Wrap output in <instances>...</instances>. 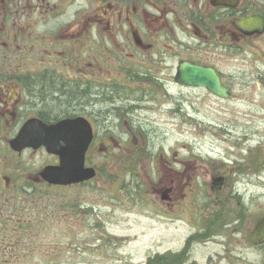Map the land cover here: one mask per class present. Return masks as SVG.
I'll return each instance as SVG.
<instances>
[{"label": "flooded vegetation", "instance_id": "af4514ba", "mask_svg": "<svg viewBox=\"0 0 264 264\" xmlns=\"http://www.w3.org/2000/svg\"><path fill=\"white\" fill-rule=\"evenodd\" d=\"M262 88L264 0H0V264L64 262L44 250L51 229L98 236L99 188L134 192L127 208L148 205L170 221L172 243L144 253L154 264H259L264 237H248L264 217L255 166L192 144L183 160L149 156L141 142L162 116L203 135L216 115L264 119ZM65 89L104 102L58 106ZM232 102L253 111H224ZM82 168L94 176L78 179Z\"/></svg>", "mask_w": 264, "mask_h": 264}, {"label": "rangeland", "instance_id": "374dc122", "mask_svg": "<svg viewBox=\"0 0 264 264\" xmlns=\"http://www.w3.org/2000/svg\"><path fill=\"white\" fill-rule=\"evenodd\" d=\"M262 91H264V88H262ZM212 106L218 108L217 105ZM205 108L208 112L216 111L211 109L207 103ZM223 109L224 111H233L232 109H234L245 113L253 111L252 106L237 102L223 105ZM243 116L238 119H228L216 115V117H219V121L214 120L212 122L210 120L209 122L213 125H216L214 123L219 124L212 126V132L204 135L196 131H190L188 128L191 127L190 120L184 122L177 119L178 121H175L162 116L154 120L161 130L143 138L144 141L141 143L148 145L149 156H157L159 150H161L171 160H183L191 144V148L195 150L198 149L197 145H202L203 153H208L210 159H220L221 157L232 159L233 154L240 152L242 159H245L244 164L249 167L255 166L257 189L259 192L262 191L264 193V119L257 120ZM262 116L264 117V114ZM222 122H224V126L220 125ZM173 123H177L179 127L177 128L179 130L175 133L172 131L174 126L171 124ZM182 129H187L188 131ZM126 137L121 136L120 141L125 143ZM138 142L140 143V141ZM171 145H174L177 151V155L172 157L169 152ZM153 165L155 168L156 164L153 163ZM153 165L149 166L150 171H152ZM118 166H121L119 159L116 161L115 168L120 170ZM247 172L250 173L252 170ZM122 185L123 183L117 185L120 190ZM114 187L116 185L113 186L112 190H119ZM105 190L104 188H99L97 194L99 211H97L96 219L100 229L98 236L92 235L84 225H82V230L76 233V236L72 232H64L65 239L61 237V232L53 233L52 229L49 231L48 242L44 250L46 251L47 248L49 252H52L53 249L58 251L59 254L66 256L64 262L61 261L58 264H145L148 253L152 257L157 243H160V247H165L172 243L167 238L170 233L167 228L171 224L168 219L158 216L162 221L158 220L157 215L150 208H147L148 205L143 207L130 206V208H127V204L131 205V203H135L134 199L139 198L135 196L134 192L132 194L134 199L131 197L124 199L121 191H117L119 192L117 198L101 195L107 192ZM144 194L149 206H153L155 197L148 195L147 192H144ZM106 199L109 200L110 205L104 206L102 204ZM88 219V214L83 215V224ZM94 219L91 216L93 222ZM164 221L169 224L165 225ZM159 239L162 242H159ZM62 242L68 243L69 249L61 250L59 247ZM144 253L147 256L146 258H144ZM242 254L245 255V251ZM198 256H201V253H198ZM257 258L259 264H264V257L258 256ZM149 261L154 264L155 258H151Z\"/></svg>", "mask_w": 264, "mask_h": 264}, {"label": "water", "instance_id": "95a60500", "mask_svg": "<svg viewBox=\"0 0 264 264\" xmlns=\"http://www.w3.org/2000/svg\"><path fill=\"white\" fill-rule=\"evenodd\" d=\"M195 71L197 70L196 68L194 69ZM212 82H213V86L211 87L212 91L219 94V95H223L224 92H222V89L219 88V86H215V83L214 81H216L215 78H212L211 79ZM54 126H51V129L53 128ZM35 138L38 137V135H35L34 136ZM39 137H42V136H39ZM89 139H90V136L87 134V135H84L83 136V142H82V149H81V164L83 162V155H84V151L87 147V144L89 142ZM39 144H44L46 146H48V143L47 141H41ZM94 171L93 169H84L82 168L81 170V177H79L78 175V179H86V178H89L93 175ZM259 235L260 237H264V217L258 222L256 228L254 231L248 233V237L249 239H253L255 235Z\"/></svg>", "mask_w": 264, "mask_h": 264}, {"label": "trees", "instance_id": "16d2710c", "mask_svg": "<svg viewBox=\"0 0 264 264\" xmlns=\"http://www.w3.org/2000/svg\"><path fill=\"white\" fill-rule=\"evenodd\" d=\"M63 97H65V101L64 100H59L58 106H63L64 103H68V104H72L73 103H79V105H101L104 101H102V99L93 97L91 95H85V94H81L79 92H72V91H68L65 89L64 93H63Z\"/></svg>", "mask_w": 264, "mask_h": 264}]
</instances>
